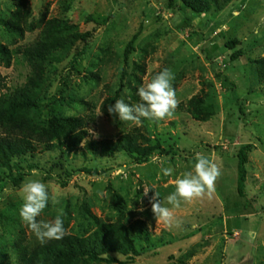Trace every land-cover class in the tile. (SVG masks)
I'll return each mask as SVG.
<instances>
[{"label": "rangeland", "instance_id": "1", "mask_svg": "<svg viewBox=\"0 0 264 264\" xmlns=\"http://www.w3.org/2000/svg\"><path fill=\"white\" fill-rule=\"evenodd\" d=\"M174 1L175 9L167 0H30L33 22L48 9V19L67 18L84 31H95L87 48L75 49L49 70L50 88L37 120L44 122L51 114L84 118L90 139L96 141L116 140L142 127L154 143L178 150L176 156H156L143 165L125 155L94 158L84 148L28 157L23 167L37 169L27 179L44 182L59 201L55 206L50 202L37 220H52L62 209L67 234L80 235L89 234L96 220L128 225L145 221L149 237L137 242L141 256L126 258L124 264H264V83L254 64L264 58V0H235L223 12L202 16ZM13 10L12 2L0 0V45L10 51L30 45L39 34L20 38L6 31L3 22ZM88 17L95 23L87 24ZM137 33L136 52L126 66L124 52ZM233 40L241 45L227 49L225 44ZM239 49L244 57L230 62ZM135 64L145 66L143 84L160 70L171 69L179 105L204 89L216 115L200 123L177 107L165 120H143L139 125L106 115L102 104L117 92L129 103ZM30 73L23 55L15 56L10 68L0 65V78L7 86L3 92L23 86ZM247 145L255 149L249 157L248 197L241 198L236 155ZM197 153L220 170L214 190L172 208L165 198L175 191L176 178L192 169ZM169 166L174 171L164 176L161 168ZM86 168L100 174L82 172ZM20 188L0 183V264H19L15 242L40 244L19 218ZM146 188H151L147 196ZM155 192L172 208L179 226L157 223L149 203Z\"/></svg>", "mask_w": 264, "mask_h": 264}, {"label": "trees", "instance_id": "2", "mask_svg": "<svg viewBox=\"0 0 264 264\" xmlns=\"http://www.w3.org/2000/svg\"><path fill=\"white\" fill-rule=\"evenodd\" d=\"M9 1L12 2L14 10L3 22L6 31L20 38L36 31H39V34L30 45L15 51L0 45V65L10 68L14 57L23 55L31 68L26 83L20 88L3 92L7 86L0 78V183L8 182L14 187L21 186L32 171L37 169L35 165H29L25 169L23 164L27 163L28 157L35 158L40 153L61 151L63 154H70L84 148L86 153L94 158L111 160L125 155L136 165L147 164L156 156L168 158L177 155L178 150H166L160 143H154L142 127H135L116 140L96 141L90 139L88 122L84 118L51 114L46 121H38L35 115L50 88L49 70L63 63L75 49L87 48L94 39L95 31H84L79 24L67 18L48 19V9L38 22H33L30 0ZM234 1L180 0L182 9L190 10L198 16L223 12ZM167 6L170 9L177 8L174 0H167ZM89 23H95V20L88 17L87 24ZM139 36L140 33L134 35L126 46L123 56L126 66H129L130 57L136 52L134 46ZM240 45L237 40L225 44L229 50H234ZM58 56L63 57L59 59ZM243 57L244 52L239 49L230 56V62H237ZM254 64L260 82L264 83V58ZM145 74L144 65H134L129 83V104L140 102L137 90L143 85ZM123 76H127L126 70ZM96 78L99 81V77ZM119 98L121 91L103 102L102 110L106 115L108 106ZM211 99V95L201 89L186 104L181 103L178 109L186 111L193 120L205 123L216 115V108ZM254 149L253 145H247L236 155L237 191L241 198L248 197V164ZM82 172L91 176L100 174L97 169L86 168ZM148 233V225L143 220H136L129 225L122 220H96L94 229L89 234L69 233L60 240H52L35 247L27 242H15L13 248L19 264H117V252L133 261L140 257L137 242H147ZM181 264L184 262L181 261Z\"/></svg>", "mask_w": 264, "mask_h": 264}, {"label": "clouds", "instance_id": "3", "mask_svg": "<svg viewBox=\"0 0 264 264\" xmlns=\"http://www.w3.org/2000/svg\"><path fill=\"white\" fill-rule=\"evenodd\" d=\"M175 75L171 69L165 68L157 73L149 82L140 86L137 95L139 103L129 104L124 98H119L108 106V113L118 118L120 122H133L137 125L143 120L161 121L172 116L179 105L176 90L173 86ZM174 169L162 167L164 176H170ZM218 166L206 156L197 153L195 163L190 171L177 177L175 180V191L169 194L165 200L172 208H179L182 202L199 198L205 193H211L214 185L220 176ZM151 188L144 189L147 196ZM20 198L22 204L19 208V218L29 230L34 233L41 245L52 240H60L66 234L63 220V210L58 209L54 219L44 221L37 220L43 210L49 206L59 203L55 196H51L48 186L37 179H27L20 188ZM165 200L160 199V193L155 194L149 200L151 212L157 223H163L166 227L179 226L175 220L172 208L165 206ZM143 211V209H140ZM116 258L120 264H124L126 257L121 253H116Z\"/></svg>", "mask_w": 264, "mask_h": 264}]
</instances>
